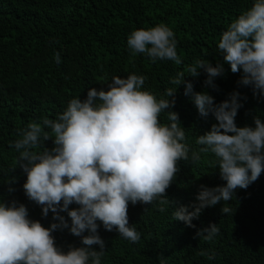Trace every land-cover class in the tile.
<instances>
[{
	"label": "trees",
	"instance_id": "obj_1",
	"mask_svg": "<svg viewBox=\"0 0 264 264\" xmlns=\"http://www.w3.org/2000/svg\"><path fill=\"white\" fill-rule=\"evenodd\" d=\"M254 0H0V202L15 200L28 209L29 218L44 227L52 222V213L45 218L41 206L28 200L23 190L26 175L17 165L19 153L10 147L19 139L18 130L44 117L55 119L69 100H84L89 88L107 90L114 76L129 74L147 77L142 90L166 98L165 90L178 72L184 71L185 82H191L192 93L207 91L215 103L239 92L235 122L238 127H254L255 116L264 120V96H254L250 86L237 82L241 73L225 72L216 77V89L205 87L206 74L187 75L186 69L197 60L213 66L222 63L218 42L230 23L248 10ZM159 24L170 27L177 41V54L182 63L173 61L152 63L144 54L132 55L127 38L137 29H149ZM59 53L60 63L55 54ZM186 83L177 86L175 106L189 145V160L179 162V171L167 189L170 204L152 205L129 203V224L141 233V240L130 242L102 224L99 235L106 251L101 264H264V172L247 189H237L229 202H221L201 211L193 219L195 228L173 220L174 209L189 206L195 200L200 185H223L215 157L198 151V135L209 131L216 123L209 115L202 118L193 102L185 95ZM171 99V98H169ZM161 122L168 123L166 114ZM52 141L45 147L51 148ZM37 148L36 151H42ZM14 181V182H13ZM9 187L13 192H9ZM224 203L231 212L224 214ZM70 208L78 205L72 204ZM189 208V211H192ZM67 218L66 213H61ZM70 223V220H69ZM98 223H100L98 221ZM217 224L219 235L206 242L194 238L197 229ZM87 234V233H85ZM56 245L64 251L68 246L80 247V238L67 229L53 233ZM99 250V246H93ZM204 251L215 258L198 253Z\"/></svg>",
	"mask_w": 264,
	"mask_h": 264
},
{
	"label": "clouds",
	"instance_id": "obj_2",
	"mask_svg": "<svg viewBox=\"0 0 264 264\" xmlns=\"http://www.w3.org/2000/svg\"><path fill=\"white\" fill-rule=\"evenodd\" d=\"M127 46L132 55L144 54L152 63H182L175 34L165 24L132 31ZM218 51L222 63L213 66L197 60L187 67V75L198 77L203 70L205 87L216 89L214 80L228 64L232 73L242 72L238 84L250 86L254 96H264V0H254L230 23L220 36ZM55 60L60 63L59 53ZM184 77V71L178 72L169 81L175 87L165 90L166 98L157 99L142 90L146 76H114L107 90L89 88L84 100H69L55 119L44 117L18 130L20 138L9 146L19 153L17 165L26 175L25 196L41 206L43 217L51 211L54 222L44 227L29 218L24 204L0 202V264H101L106 251L98 231L101 224L130 242L141 240V233L129 224V203L158 202V210L164 212L162 205L172 203L166 191L180 170L179 162L189 160L185 129L179 114L171 110L177 86L186 83L185 95L192 93L193 86ZM192 95L199 115H211L216 123L197 136L195 143L201 147L192 151L191 160L198 161L200 153L213 154L225 181L215 187L200 185L192 204L174 209L173 220L195 228L192 221L203 209L231 201L237 189H247L264 172V120L255 116L254 127L237 126L235 118L242 107L239 92L218 104L207 91ZM162 113L166 124L161 122ZM49 140L51 148L45 147ZM72 204L78 207L70 208ZM221 212H231L227 203ZM65 229L79 237L82 246L69 245L67 251L58 247L53 233ZM219 233L217 224H209L197 229L194 238L212 242ZM198 254L215 258L214 253Z\"/></svg>",
	"mask_w": 264,
	"mask_h": 264
}]
</instances>
